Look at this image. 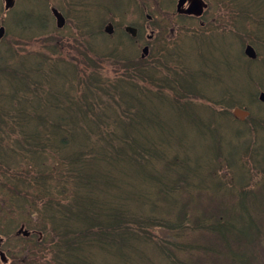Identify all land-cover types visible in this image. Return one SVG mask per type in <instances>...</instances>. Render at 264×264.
Segmentation results:
<instances>
[{"label": "trees", "instance_id": "1", "mask_svg": "<svg viewBox=\"0 0 264 264\" xmlns=\"http://www.w3.org/2000/svg\"><path fill=\"white\" fill-rule=\"evenodd\" d=\"M115 1L117 16L139 3ZM203 1L225 12L200 19L203 26L195 22L201 32L188 36L195 41L191 68L175 61L182 55L177 45L166 51L168 60L154 42L143 59L129 47L119 44L121 54L107 47L106 18L74 24V50L51 45L26 57L7 45L24 48L25 37L10 38L7 27L0 43V175L8 187L0 204L41 235L21 239L34 262L19 264H264V103L255 78L250 83L237 70V79L234 67L221 74L217 61L239 35L258 49L247 71L262 70L264 0ZM27 4L14 28L45 12L34 14ZM103 59L124 66L107 75ZM50 77L60 78L58 88ZM234 82L243 90L238 97ZM256 102L245 121L232 116L234 106ZM170 103L178 111L173 119ZM32 186L36 197H27Z\"/></svg>", "mask_w": 264, "mask_h": 264}, {"label": "rangeland", "instance_id": "2", "mask_svg": "<svg viewBox=\"0 0 264 264\" xmlns=\"http://www.w3.org/2000/svg\"><path fill=\"white\" fill-rule=\"evenodd\" d=\"M27 1L29 2L30 7L32 8L34 14L37 13L43 5V0H27ZM96 1L98 4H102L104 1L110 2V0H96ZM177 1L178 0H161L160 2L154 3L153 5L148 7L147 10L146 9L141 10L142 7L148 3V0H139V3L137 4V7L134 10L132 8H127L125 12H122L120 14L118 13V16H117V14H115L114 18L112 16L113 15L112 13L107 14L103 27L106 26L108 23H111L112 26H115V25L118 26L116 28L117 31H115V28L113 27V32L116 34L117 33L122 34V31H124V28L122 27L123 25H127V24L128 25H134L135 27H137L139 29L140 33L146 34L144 40L149 35L159 36L161 34H166V36H165V38L167 39L166 42H161V41H163V39L157 40V41L161 42L160 44H158V46L160 47L159 48V50H160L159 51V57H164V55H165L167 58L166 60H168V57L171 56V54L167 53L166 51H170V48H174L177 45L179 47V49L181 50L182 55H180V53L177 52V54L175 56V58H176L175 61L177 63H179V65L183 64L185 66H188V68H191V67H193V65L191 67H189V65L187 63H191L189 61V59L192 56L191 55L192 48H190V47H191L192 43L195 44V41L193 38H190L188 36H198L201 31H200L199 25L197 23H194V21H190L189 19H187L190 17L182 14L185 9L187 10V13H191L189 10L190 8H188L189 7L188 3L183 2L182 5L180 6L181 7L180 11L182 12V13H180L181 16L176 13ZM21 2L24 4L25 0H21ZM14 12H15V15L17 17H19L18 14H20V12H21V6L19 5V2L17 4ZM224 12H225V9L220 5L215 10L213 2L211 1L210 6L205 7L202 18L208 17L211 13V15L214 14V17L219 16V18L222 19ZM147 14H152L153 16H156V17L152 18L149 21H146L145 15H147ZM66 15H69V14L66 13ZM116 16H117V18H115ZM95 22H97V20ZM120 22H122V24H120ZM38 24L41 26L40 23H38ZM74 24H79V23L77 20L72 19L69 22L68 26H66L65 29L60 33L53 31L54 27H51L50 24L46 25V27H44V28L40 27L39 31H37V29L34 28V30L36 32H31L30 34L38 33V34H41L42 36L41 37H35V36L28 37L23 43L24 48L19 47V46H14L10 43H8L7 45L12 47L13 50L15 51V53L17 55H20V57L33 56L32 53H40V52L46 53V51H48V48L49 49L51 48V45H54V46L59 45V47H63V51L74 50L77 48L76 37L80 34V33L79 34L77 33L76 26H73ZM94 25H95V23H94ZM165 29H166V31H165ZM79 31H87V26L86 27H84V26L80 27ZM51 32H52V34H50ZM18 33L19 32L17 31L16 28H13L10 30L11 36H15ZM89 33L91 35L93 34L91 32H89ZM115 36L109 37L108 39H106L104 44H106L107 47H109V46L110 47H116V50L120 54L122 53V48H124V46H125V48L129 47L132 50L133 55L135 54V52H137L138 54L140 53V50L143 47L142 46L143 42H141V38L138 39L137 41L132 42L128 39L127 36L122 35L123 37L121 38L119 35V39L121 38V41L118 42V38ZM119 44L122 48L118 47ZM125 44H127V45H125ZM170 45H171V47H170ZM4 47H7V46H4ZM197 57H198V55H194L195 60H197ZM100 60H102V58H100L99 61ZM84 62L87 64V60H84ZM235 64H237V63L235 62ZM102 65L106 68V70L108 72L107 75H108L109 73L111 74V69L120 70L122 68V66H124V63H121L118 66H112L111 63L104 61V59H103ZM260 69L264 70V62L260 66ZM233 76L236 77L237 79L241 80V81L243 80L241 72H238L237 70H234ZM58 79H60V78L55 77L53 79L50 77V84L54 88L59 87V85L57 84ZM236 81H238V80H236ZM241 93H243L241 86L238 83L234 82V97H238ZM257 104H258L257 102L250 104L249 105L250 109L255 107ZM167 111H168V113H167L168 118H172V119L178 113L176 105L172 104V103L169 104ZM64 151H66V150H64ZM263 154H264V151H263ZM7 187H8V184L4 183V180L2 179V177L0 175V200H2V201H5L3 193L6 191ZM26 195H27V197H31V198L36 197V190L34 189L33 186L26 189ZM4 204L6 205V207H5V205L0 204V209H2L4 211V213H7L9 211L8 210L9 205H8V203H4ZM16 211H17V214H19V209H17ZM24 211L34 212V208L33 207H25ZM3 217H4V222H6V223L8 220L13 219L9 215L0 214V220ZM35 220H36L35 218H32V222ZM16 225H17V222L10 223V227L14 229L13 232L17 229L15 227ZM19 227H20V225H19ZM0 235L3 236L2 232H0ZM4 239H5V237H4ZM34 239H36V238H34ZM14 250L18 251V257L20 260H23V261L29 262V263L34 262V260L32 259V257L30 256L29 253L27 254V253L22 252L18 242L10 241V242L6 243V241H5L4 251L6 252V254L9 258L8 264H19L17 262V260L13 258V254H14L13 251ZM25 262H23L22 264H27Z\"/></svg>", "mask_w": 264, "mask_h": 264}, {"label": "bare ground", "instance_id": "3", "mask_svg": "<svg viewBox=\"0 0 264 264\" xmlns=\"http://www.w3.org/2000/svg\"><path fill=\"white\" fill-rule=\"evenodd\" d=\"M182 1L178 0L177 3H176V12H180V6L182 5ZM189 4V7L190 8V12L191 13H187V10L185 9L184 12L182 13L183 15L185 16H188V17H197V18H202L203 17V13H204V9H205V5H201V4H192V3H188ZM109 27L111 29V31H113V26L111 23H108L104 28H107ZM125 32V30H124ZM258 101L261 103V100L260 98L258 97Z\"/></svg>", "mask_w": 264, "mask_h": 264}, {"label": "water", "instance_id": "4", "mask_svg": "<svg viewBox=\"0 0 264 264\" xmlns=\"http://www.w3.org/2000/svg\"><path fill=\"white\" fill-rule=\"evenodd\" d=\"M180 1L185 2L186 0H180ZM194 3H196V1H195ZM126 30H127L129 33H131L133 36H135V30H134V29L128 27V28H126ZM105 31H106L107 33H111V29H110L109 27H107V28L105 29ZM3 35H4V29H3V28H0V39L2 38ZM247 52H248V54H249L250 56H252V53H251L250 50H247ZM261 98L264 100V96H262ZM234 114H235L237 117H239L240 119H244V118L247 116V112L242 111V110H239V109H236V110L234 111Z\"/></svg>", "mask_w": 264, "mask_h": 264}, {"label": "flooded vegetation", "instance_id": "5", "mask_svg": "<svg viewBox=\"0 0 264 264\" xmlns=\"http://www.w3.org/2000/svg\"><path fill=\"white\" fill-rule=\"evenodd\" d=\"M1 243H0V263L1 264H4L1 260H3V256H4V254H3V251H2V248H3V241H0ZM3 254V255H2Z\"/></svg>", "mask_w": 264, "mask_h": 264}]
</instances>
